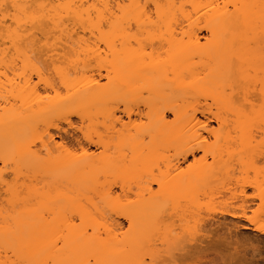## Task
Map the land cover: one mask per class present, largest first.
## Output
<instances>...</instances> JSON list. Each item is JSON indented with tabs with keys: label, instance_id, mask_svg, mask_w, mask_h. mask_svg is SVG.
<instances>
[{
	"label": "bare ground",
	"instance_id": "obj_1",
	"mask_svg": "<svg viewBox=\"0 0 264 264\" xmlns=\"http://www.w3.org/2000/svg\"><path fill=\"white\" fill-rule=\"evenodd\" d=\"M262 185L264 0H0V264H264Z\"/></svg>",
	"mask_w": 264,
	"mask_h": 264
},
{
	"label": "rangeland",
	"instance_id": "obj_2",
	"mask_svg": "<svg viewBox=\"0 0 264 264\" xmlns=\"http://www.w3.org/2000/svg\"><path fill=\"white\" fill-rule=\"evenodd\" d=\"M204 31V30H203ZM201 33H205V32H202V30H201ZM104 79H102V81H103ZM121 108H122V106L121 105H119V109L121 110ZM118 109V112H117V114H119V115H121L122 116V119H124V121L125 120H127V118L125 117V115L122 113V112H120V110ZM132 116V115H131ZM70 120H71V122L74 124V125H78V123H79V120H78V118H76V116H74V115H72L71 117H70ZM61 122V121H60ZM59 122V125H61L63 128H67V126H66V124L65 123H63V122H61L60 123ZM209 124H211V126H215V123H212V121H210L209 122ZM53 131V130H52ZM53 132H55L56 133V131H53ZM71 130L69 129V134H70V136H71ZM68 134V135H69ZM70 136H66V141L67 142H71V140H72V137H70ZM69 142V143H70ZM69 143H67V144H69ZM262 187H264V185H262ZM251 189L252 188H247V194L248 195H253L254 193H253V189H252V192H251ZM113 190L115 191V192H120L119 191V188H118V186L116 185V186H113ZM250 192H251V194H250ZM253 193V194H252ZM256 199V201L254 200L253 202L251 201V202H249V208L248 209H252L251 211H249V212H247V214L249 215V216H253V212H254V210L256 211L257 210V208L255 209V207H257L256 206V204H258V199L257 198H255ZM219 200V199H218ZM220 200H221V198H220ZM253 200V199H252ZM256 204H255V203ZM251 203V204H250ZM251 206V207H250ZM254 209V210H253ZM253 211V212H252ZM216 216H218V221L216 222V224L217 225H213V224H215V223H213L212 225L214 226H211L210 227V229H212V230H215V232L217 231V233H218V236H219V240H221V241H219V240H217L218 239V237H216L217 239L215 240L214 238H212L211 240H213V241H211V242H209L210 240H207V242H208V245H209V243H211L210 244V246L212 245V244H216L214 247H215V249H214V247L212 246V250L210 251V252H208V256L209 257H214L215 258V263L216 264H253L252 263V261L254 260V259H251V251H250V246H248L246 243H247V241H245V238H249V239H251L252 237H253V239L254 240H256V239H258V238H260L261 236L258 234V233H256L255 231H252L251 229H245V228H239L238 227V229L237 228H232V227H230V224H231V222H232V224H234V225H241V224H246V222L245 221H243V220H241V221H238V222H236L234 219H232L231 217H229V216H227L226 215V217H225V219H223V217L222 216H220L219 214H217ZM123 219L122 218H120V221H122ZM124 221V220H123ZM122 221V222H123ZM216 221V220H215ZM214 220L212 221V222H215ZM233 221H235V222H233ZM211 222V223H212ZM124 224H125V221L123 222ZM221 225H220V224ZM226 225H225V224ZM229 223V224H228ZM237 223V224H236ZM241 223V224H240ZM220 226H219V225ZM223 224V225H222ZM225 225V226H224ZM224 228V229H222V230H220L222 227ZM213 227V228H212ZM215 227L218 229H215ZM227 227H230V229L229 228H227ZM225 228H226V230H225ZM227 229H228V231H227ZM235 229H237V230H235ZM233 232H232V231ZM219 231H222L221 233H219ZM224 231L228 234V236L227 237H224V236H226L227 234L226 233H224ZM236 231V232H235ZM232 232V233H231ZM238 232V233H237ZM224 233V234H223ZM237 235H236V234ZM231 234V235H230ZM232 234H233V236H232ZM221 235V236H220ZM222 235H224L223 237H222ZM229 235L231 236V237H229ZM246 236V237H245ZM258 238H257V237ZM245 237V238H244ZM220 238H222V239H220ZM226 238H227V240H226ZM242 238H244V240L242 239ZM224 239H225V241H224ZM253 239H252V241H253ZM242 240V241H241ZM218 241V243H216V242ZM227 241H228V243H231V244H228L227 243ZM234 241V242H233ZM239 241V243H237ZM242 243H241V242ZM245 241V242H244ZM235 243V244H234ZM242 245H241V244ZM243 243H244V245H243ZM253 243H256V242H254L253 241ZM203 244H205V243H203ZM237 245H239V246H237ZM243 247H241V246ZM246 245V246H245ZM259 246H261V249H262V247H264V244L262 245H259ZM235 247H237V248H235ZM242 249H241V248ZM232 248V249H231ZM233 248H235V251H234V249ZM238 249V250H237ZM241 249V250H240ZM244 249V251H242ZM264 249V248H263ZM262 249V252H261V257H264V254H262V253H264V250ZM246 250V251H245ZM237 251V252H236ZM242 251V253L243 254H241L240 252ZM246 252V253H245ZM233 253V254H232ZM234 254H236V255H234ZM238 255H239V257H238ZM241 255V256H240ZM243 255V256H242ZM251 259V260H250ZM251 262V263H250ZM263 264V262H260V263H254V264Z\"/></svg>",
	"mask_w": 264,
	"mask_h": 264
}]
</instances>
